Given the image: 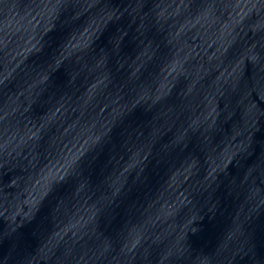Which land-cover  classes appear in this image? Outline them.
Instances as JSON below:
<instances>
[{
    "label": "water",
    "instance_id": "water-1",
    "mask_svg": "<svg viewBox=\"0 0 264 264\" xmlns=\"http://www.w3.org/2000/svg\"><path fill=\"white\" fill-rule=\"evenodd\" d=\"M0 264H264V0H0Z\"/></svg>",
    "mask_w": 264,
    "mask_h": 264
}]
</instances>
